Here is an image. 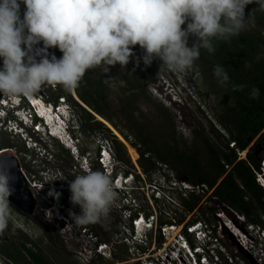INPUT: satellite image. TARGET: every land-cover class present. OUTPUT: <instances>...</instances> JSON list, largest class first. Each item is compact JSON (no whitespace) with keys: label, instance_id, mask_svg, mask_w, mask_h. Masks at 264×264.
I'll use <instances>...</instances> for the list:
<instances>
[{"label":"rangeland","instance_id":"rangeland-1","mask_svg":"<svg viewBox=\"0 0 264 264\" xmlns=\"http://www.w3.org/2000/svg\"><path fill=\"white\" fill-rule=\"evenodd\" d=\"M22 7L25 6L22 5ZM246 13L247 10L245 9ZM133 51L135 55L130 58L128 65L109 66L107 71L105 70L106 66L102 67L104 74L110 76V79H106L111 89L110 106L106 108L107 114L113 117L119 125V130L132 137L134 142H137L136 132L127 122L122 111V101L132 90L129 83H133L134 74L140 75L142 84L145 87L144 94L133 111L135 121L145 127V132L151 135L158 148L163 145L173 147L177 145L176 143L187 148L194 147L199 155L200 164L203 167L207 166L210 156L200 137H197L196 132L203 137H208L213 145L225 147L224 139L227 140L231 136L220 125L218 116L228 100V91L218 85L213 77L206 76L198 61H194L191 68L184 72L172 71L167 68L161 69L162 62L158 59L154 60L151 66H145L141 59L139 67L135 68L137 66L136 58L140 57V53L137 50ZM49 52L54 53L58 58L61 57L58 48L49 49ZM125 78L132 81L128 82ZM41 91L53 103L55 102L54 99L61 95V91L65 94L69 93L68 96H63L72 105L76 114L79 115L78 123L84 142L83 153L89 155L90 170L87 168L85 170L82 165L78 164L79 156H73L71 152L68 153L63 149L64 147L62 148L56 142H51L48 147L44 144L43 148H46V150H41L40 155H37L32 148L26 147L25 139L1 131L0 150L12 152L18 159L23 178L27 184L26 188L21 185V189L27 192L31 191L36 198L37 208L28 215L11 203V217L8 227L0 232V240L16 246L17 243H23L24 239L27 238L31 242L27 245V248H34L35 243L38 249L43 250V256L53 264H138L140 259L148 258L149 255H142L144 257L138 258L140 256L136 253L131 254L130 246L123 243V237L127 236L129 232L128 230V232H125L124 228H128L130 224L125 211H143L146 214L155 212V216H158L160 220L170 221L175 219L177 221L178 215L171 210L184 214L183 210L175 205L166 204L164 201L154 200V196L157 195L149 188L150 173L145 174L143 172L141 160H135L132 156L131 150L134 148L130 146L127 140L124 142L120 139L114 132L116 130L120 133L119 130L111 123L109 124L114 130L107 124L106 127L109 131L96 129L95 122L99 119L97 114L93 113L95 120L90 123L92 127L88 124L83 128L82 121L80 122L81 110L76 103H81L85 107L86 105L77 96L76 98L80 103L75 99L73 90L66 91L61 85H44ZM29 134L36 141H41L32 132L29 131ZM113 136L125 148L124 150L119 149V153L115 152L116 161L120 163L119 155L122 156L126 153L130 163L124 164L121 162L123 164L122 169L129 172V175L131 173L135 175L136 173L141 180L143 178L144 183L141 184L143 187L138 182L139 184L137 183L135 188L136 181H132L129 190L119 192L113 204L109 206L108 212L102 215L97 222L78 225L71 220L69 215L70 212L79 214L81 211L79 205L74 206L70 201L69 183L76 175L84 174L86 171H100L102 169L96 162L99 155V143L100 141H107L113 146ZM121 136L123 135L121 134ZM257 157L259 161H262L264 159L263 152H258ZM163 163L178 179L184 180L183 174L176 171L170 163L165 161ZM134 178L136 179V176ZM45 182L50 183L47 192L38 187V184ZM52 190L60 193L58 200L54 196L48 195ZM125 197L127 199H124ZM203 199V202H205H202L201 210H196L194 214L186 219H195L197 215L209 212L210 221H206V223L214 226L216 231L220 233L221 243L231 257V259H226L220 253L221 264H232L233 261L234 264H264V244L259 245V236L256 231H252L251 227L246 225L247 220L227 205L215 201L217 198ZM33 213L38 217L37 219L32 218ZM233 218L238 224L233 221ZM262 219L264 222V216H262ZM253 228L258 230L255 225ZM233 231L237 236L234 235ZM238 234L241 237H238ZM156 236V232H153L151 241L154 242ZM246 238L249 239V243L253 248H251V245H246ZM173 240L172 238L169 244H173ZM100 244H107L108 246L104 251L105 255L97 253ZM144 250L149 253L153 248ZM153 253L150 257H156L155 253L152 255ZM0 262L4 264L2 261ZM212 264L214 263L212 262Z\"/></svg>","mask_w":264,"mask_h":264},{"label":"clouds","instance_id":"clouds-1","mask_svg":"<svg viewBox=\"0 0 264 264\" xmlns=\"http://www.w3.org/2000/svg\"><path fill=\"white\" fill-rule=\"evenodd\" d=\"M253 3L257 7L246 18L245 9ZM255 11H264V0H0V95L31 97L44 85H61L72 91L91 68L103 65L107 71L109 66L128 65L136 45L144 52L136 58L137 67L141 59L145 66L158 59L161 69L184 72L199 59L202 49L215 52L214 39L227 40L244 30ZM190 37L195 38L191 45ZM54 48L60 50L61 57L49 52ZM213 75L222 85L229 82L228 72L219 64ZM259 94L258 88L252 90L254 99ZM62 114L70 131L80 134V141L75 142L74 135L63 146L57 139L39 134L35 136L41 141L32 149L40 155L46 150L44 144L48 147L56 142L79 156L78 164L90 170L89 155L83 153L79 115L73 108ZM4 118L2 115L0 121ZM109 161L104 166L97 156L100 171H86L70 181V201L81 209L79 214L69 213L76 224L97 222L121 192L114 180L125 171L118 161ZM14 179L11 167L0 163V232L8 227L11 217L9 197ZM49 184L38 187L47 192ZM48 195L60 197L55 190ZM152 233V227L134 232L138 238ZM205 248L209 253L211 240Z\"/></svg>","mask_w":264,"mask_h":264},{"label":"trees","instance_id":"trees-1","mask_svg":"<svg viewBox=\"0 0 264 264\" xmlns=\"http://www.w3.org/2000/svg\"><path fill=\"white\" fill-rule=\"evenodd\" d=\"M256 7L257 5L253 3L246 8V18ZM194 40V37H190V45ZM213 43L215 52L209 53L202 49L201 55L196 61L201 64L206 76L213 77L215 82L229 93L228 100L218 116V121L228 131L231 138L224 139L225 147H217L212 144L208 137H203L196 132L210 156L207 166L203 167L200 164L199 155L194 147L187 148L176 143L177 145L173 147L163 145L158 148L151 135L145 132V127L135 121L133 111L144 94L145 87L138 74H134L133 81L130 80L133 82L129 83L132 90L122 101V111L127 122L136 132L137 142H134L133 146L138 148L141 168L145 174H151L157 161L168 162L176 171L183 174L184 180L193 184H206L214 189L213 196L217 198L215 201L227 205L238 215H242L247 220V226L255 225L259 229H264L262 219L264 216V188L257 182L255 173V171L262 173L263 168L257 153L263 152L264 154V11L261 13L255 11L252 20L238 35L227 40L214 39ZM133 50H137L140 57L144 54L139 45H136ZM59 53L62 56V53ZM218 64L228 72L229 82L226 85L219 83L213 75L214 67ZM102 67L104 66H96L87 70L74 89L76 96L91 112L84 106L75 103L81 110L80 119L83 128L94 121V114H97L119 130V125L106 112L107 106H110L109 97L111 93L106 79H110V76L104 74ZM125 79L130 82L127 78ZM254 88H258L260 92L259 97L255 99L252 97ZM63 95L68 96L69 93L65 94L61 91V95L56 97L54 101L58 102L60 97H64ZM69 99L72 100L71 97ZM90 127H92L91 124ZM95 127L109 131L101 121H96ZM119 132L126 140L128 139L129 136L122 130ZM113 139L116 153H119V149H125L115 136ZM231 142L236 143L239 151L247 150L246 159L239 160L236 150L229 147ZM61 147L63 148V146ZM65 151L70 153L66 149ZM147 154H149L148 158L145 157ZM119 158L124 164L130 163L126 153L122 156L119 155ZM226 165L232 167L229 172L225 167ZM124 174L128 175L129 172L126 171ZM202 205V197L192 195L189 200L182 201L184 214L171 210L178 215L177 221L175 219L164 221L159 218V225L172 224L174 221L181 225L187 221L188 216L194 214L196 210H201ZM197 221H210L209 212L197 215L187 224L192 225ZM233 221L238 224L234 218ZM184 233L187 234L186 230ZM188 238L193 244L189 235ZM157 240L159 246L164 242V238L160 235ZM29 243L31 242L27 238L24 239L23 243H17L16 246L0 240V261L4 264H53L43 256V250L38 249L35 243L34 248H27Z\"/></svg>","mask_w":264,"mask_h":264},{"label":"built area","instance_id":"built-area-1","mask_svg":"<svg viewBox=\"0 0 264 264\" xmlns=\"http://www.w3.org/2000/svg\"><path fill=\"white\" fill-rule=\"evenodd\" d=\"M73 91L75 96V90L73 89ZM37 97L42 105L41 109L46 110L47 113L41 112L38 107L34 106L28 97H9L0 95V104H2V106H0V118H2V115L5 117L4 120L0 121V132L5 131L9 134L20 136L25 139L26 147L28 148L38 145V142L29 134V131L32 132L33 135L41 134L44 136L47 135L54 140L57 139L60 144L64 143L63 146H67L74 135H76L74 141L79 142L80 134H78L77 131H70L69 122L67 121L66 116L62 114L65 109L70 110V108H73L68 100L65 97H61L58 99V102L53 103L49 101V98L46 97L41 90L37 93ZM75 99L77 100L76 96ZM3 105H7L6 108H4ZM9 106H11L13 110H7ZM46 114L50 116V122L52 124L45 119ZM56 132L58 135L55 134ZM127 142H129L130 146L134 148L137 154H139L138 148L133 146V138L128 137ZM99 145L100 150L98 152V158L100 164L106 166L109 164L110 158L116 160L114 145L112 146L107 141H100ZM229 147L230 149L236 150L239 160L246 159L247 150L239 151L235 142H231ZM72 151L77 153L78 149L73 148ZM145 157L148 158L149 154L145 155ZM139 159L140 155H138L137 160ZM119 164L122 168L123 164L121 162ZM262 166V173L256 171L255 173L257 175V182L264 188V161L262 162ZM225 167L228 172L232 168L229 165H226ZM150 175L151 180L148 184L149 188L157 195L154 196L155 201H164L166 204H172L183 209L182 201L189 200L192 195L201 196L202 202L204 200L203 198H215L213 196L214 189H211L206 184H193L186 180L178 179L163 162L157 161L155 168ZM135 176L136 179L134 178ZM132 181H136L135 188L137 187L138 182L140 183L138 184L143 187L141 184L144 183V179L142 178L141 180V178L138 177V174L135 173L134 175L131 173V175H119L114 180L115 188L121 189L119 190L121 192H125L129 190V185ZM117 194H119V192H117ZM124 199H127V197ZM125 213H127L130 224L128 228H124L125 232H129L127 236L123 237V243L130 246L129 248L132 250L130 253H136L140 256L138 258L144 257L142 255H149L148 258L140 259L138 264H204L206 262L221 264L220 253H222L226 259H231L221 243L222 237L220 233L216 231L214 226L208 225L206 222L197 221L192 225H188L187 222L189 220H187L185 223L178 225L174 221L172 224L161 226L159 225L158 216H155V212L150 213L149 216L143 211H125ZM145 227H152V231L156 232L157 238L159 235L164 238V242L161 246H159L158 241H156L157 238H155L154 242L151 241L153 233L150 236L144 234L140 236L141 238H138L134 234V232H140ZM198 227L204 228L205 230H197ZM248 227H251L252 231L257 232L260 239L259 245L264 244V229L258 228V230H256L253 226ZM185 230L191 237L193 244L189 240L188 235L184 233ZM172 238L174 239L173 244H169V241ZM208 240H211L213 243V248L209 253L205 248ZM246 241V245L250 246L249 239ZM98 247L97 253L105 255L104 251L108 248L107 244H100ZM151 247L153 250L149 253L144 250L150 249ZM251 248H253L252 245ZM153 252L156 254V257H150ZM154 253L152 255H154ZM205 253L208 254L206 255ZM231 263L234 264V261Z\"/></svg>","mask_w":264,"mask_h":264},{"label":"water","instance_id":"water-1","mask_svg":"<svg viewBox=\"0 0 264 264\" xmlns=\"http://www.w3.org/2000/svg\"><path fill=\"white\" fill-rule=\"evenodd\" d=\"M85 108L88 109L87 107H85ZM262 162H263V160H262ZM0 163L11 167L12 175L15 178L14 181L12 182V187H13L14 191H13V194L9 197L10 203H12L14 206H16L18 208H21V204L25 203L28 206L30 212L31 213L34 212L36 209V198L33 196L31 191L27 192L25 196L16 194L17 190H19V191L22 190L21 185H23L24 188H26V186H27V184L23 178V172L21 171V166H20L18 159L13 155L12 152H7L6 154L0 155Z\"/></svg>","mask_w":264,"mask_h":264},{"label":"bare ground","instance_id":"bare-ground-1","mask_svg":"<svg viewBox=\"0 0 264 264\" xmlns=\"http://www.w3.org/2000/svg\"><path fill=\"white\" fill-rule=\"evenodd\" d=\"M75 96H76V94H75ZM28 98L32 101V103L34 104V106H36V107H38V108L40 109L41 112H43V113H47L46 110L41 109L42 105H41V103H40L39 100H38L37 93L34 94V95L31 96V97H28ZM97 117H98L99 121L104 122L105 124H107L109 127H111V128L113 129V127H112L107 121H105L102 117H100V116H98V115H97ZM45 119H46L48 122H50V116H48V114H46ZM50 123H51V122H50ZM51 124H52V123H51ZM113 130H114V129H113ZM113 130H112V131H113ZM114 132L120 137V139H121L122 141L126 142V140L123 138V136H121L120 133H118L116 130H114ZM55 134L58 135L57 132H56ZM131 149H132V148L130 147V150H131ZM7 152H8V150H7V151H3V152L0 153V155H2V154H6ZM131 153H132L133 158H135V160H136V159L138 158V154H137V152H136L134 149H132V150H131ZM0 264H2V263L0 262Z\"/></svg>","mask_w":264,"mask_h":264},{"label":"flooded vegetation","instance_id":"flooded-vegetation-1","mask_svg":"<svg viewBox=\"0 0 264 264\" xmlns=\"http://www.w3.org/2000/svg\"><path fill=\"white\" fill-rule=\"evenodd\" d=\"M0 62H1V61H0ZM7 148H8V147H7ZM2 150H3V149H2ZM4 151H7V150H4ZM1 152H3V151H1ZM1 152H0V153H1ZM33 161H35V160H33ZM25 192L27 193L26 190H25V191H24V190H20V191L17 190V191H16V194H17V195H22V196L24 195V196H25V195H26ZM36 208H37V205H36ZM35 210H36V209H35ZM20 211L23 212L24 214H28V215H30V214H29V213H30V210H29L28 206H27L25 203L21 204ZM32 218L37 219L38 217L33 213Z\"/></svg>","mask_w":264,"mask_h":264}]
</instances>
